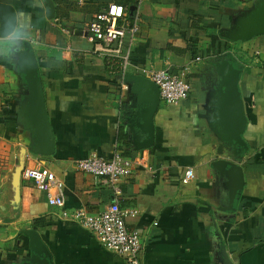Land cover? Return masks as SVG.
Returning <instances> with one entry per match:
<instances>
[{
	"label": "crops",
	"instance_id": "1",
	"mask_svg": "<svg viewBox=\"0 0 264 264\" xmlns=\"http://www.w3.org/2000/svg\"><path fill=\"white\" fill-rule=\"evenodd\" d=\"M111 2L138 24L122 47L125 70L120 57L109 60L86 36L89 20ZM0 4L13 10V17L0 11V35L6 32L0 36V264H37L28 229L38 233L49 264H125L88 229L63 219L62 208L22 176L36 164L63 180L64 210L98 213L116 204L135 211L125 224L140 235L141 264H264V33L245 37L264 0ZM25 41L37 60L52 131L49 154L37 151L25 121L28 87L17 64ZM222 60L239 70L247 117L236 146L220 135ZM160 69L182 77L190 91L177 104L160 98L149 136L141 114L150 99L141 77ZM115 150L133 159L118 192L75 166L93 152L108 159ZM187 168L194 177L183 183Z\"/></svg>",
	"mask_w": 264,
	"mask_h": 264
},
{
	"label": "built area",
	"instance_id": "2",
	"mask_svg": "<svg viewBox=\"0 0 264 264\" xmlns=\"http://www.w3.org/2000/svg\"><path fill=\"white\" fill-rule=\"evenodd\" d=\"M138 31L137 21L129 23L126 8L122 4L111 2L108 6L95 13L86 27L87 38L95 42L98 50L109 60L120 57L121 69L127 66L128 55L122 53L126 38L131 42ZM199 60L200 57L195 58ZM145 75L159 88L160 98L167 104H177L185 99L190 91V85L182 77L167 70L146 71ZM77 169L101 178L118 192V183L128 174L133 166V159L125 156L120 150H115L110 158L99 156L95 152L75 161ZM22 176L30 179L36 188L43 191L49 205L62 208L63 219L78 223L88 229L97 240L112 251L118 253L125 264H141L138 254L141 250V239L137 230H128L125 219L133 210H124L113 204L98 213H90L84 209L74 211L64 210V182L50 169L36 164L25 167ZM194 177L191 168L183 172L181 181L188 183Z\"/></svg>",
	"mask_w": 264,
	"mask_h": 264
},
{
	"label": "water",
	"instance_id": "3",
	"mask_svg": "<svg viewBox=\"0 0 264 264\" xmlns=\"http://www.w3.org/2000/svg\"><path fill=\"white\" fill-rule=\"evenodd\" d=\"M1 10L7 12L8 16L11 15L13 17V10L7 5L0 4ZM258 12L261 14L260 18L255 21L253 19L251 26H254V28L245 37L264 33V4L260 6L259 10L256 9L255 13ZM12 17L7 18L8 21L12 22ZM4 33L6 32L3 30L0 36L6 35ZM17 64L19 70L24 74L28 87L27 102L24 105L26 107L25 121L32 128L34 136L40 145V149L37 151L49 154L53 151L52 131L39 80L37 60L28 41L24 42V49L19 54ZM218 67L224 80L219 89V103L220 106H223L221 117H223L224 122L220 135L223 141L236 146L243 143L242 134L247 124L244 103L238 89L239 70L235 69L229 60H222ZM141 80L144 82V87L150 99V104L141 116L143 125L147 129L149 136H151L153 132V114L160 100L159 88L149 79L141 77ZM15 184L16 186L18 184L17 177ZM17 194L18 191L16 190V196ZM24 233L29 237L30 249L33 252L32 259L34 258L37 264H49L46 258L48 251L38 233L34 229L24 230ZM227 264L231 263L227 260Z\"/></svg>",
	"mask_w": 264,
	"mask_h": 264
}]
</instances>
